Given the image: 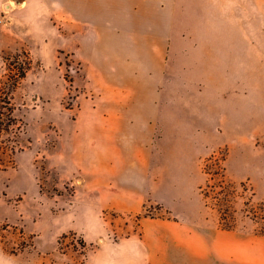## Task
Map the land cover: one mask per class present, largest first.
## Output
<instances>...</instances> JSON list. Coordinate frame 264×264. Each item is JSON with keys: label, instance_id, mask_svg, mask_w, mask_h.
<instances>
[{"label": "rangeland", "instance_id": "obj_1", "mask_svg": "<svg viewBox=\"0 0 264 264\" xmlns=\"http://www.w3.org/2000/svg\"><path fill=\"white\" fill-rule=\"evenodd\" d=\"M248 3V10L237 11L223 0L221 12L207 9L195 12L191 21H181L177 38L183 36L187 42L175 44L171 54L178 70L174 79L180 81L182 69H190L186 80L201 85V60L191 53L198 50L202 36L211 40L214 35L221 36L217 45L222 51L223 81H244L245 74L238 69L236 75L234 70L245 67L247 61V80L253 89L252 127L248 138L238 139L237 144L228 138L222 143L214 109L218 101L206 99L205 155L199 161L198 182L190 186L186 199L187 219L194 229L206 234L220 227L238 233H264V0ZM21 8L15 0H8L0 10V82L6 72L5 57L26 51L32 60L31 69L10 97L13 116L21 126L13 153L1 155L0 141V264H168L165 241L157 237V227L143 225V221L171 220L173 214L150 200L138 213L122 212L112 199L118 198V193H130L126 183L142 173L145 159L161 162L163 170L159 171L168 175L179 156H149L147 147L123 142L127 167L107 185L100 178L103 173L96 164L93 140L60 137L62 131H70L71 119L78 117L74 111L80 96L75 84L80 63L70 53L68 11L63 9L54 16V12L36 10L30 22L15 15L11 23V15ZM45 14L60 33L48 24ZM235 35L252 38L242 45L248 47L247 60L234 55L237 43L229 42V36ZM208 45L212 51L213 42ZM161 63L164 60H156V69ZM208 70L213 73L212 66ZM142 81L149 80L143 76ZM163 117L155 134L166 137L157 147L181 148L185 142L170 138ZM83 123L78 122V130L92 129L91 123ZM4 137L14 140L13 134ZM137 152L142 162L135 161ZM213 155L216 160L208 161ZM180 161L190 163L187 158ZM221 167L225 168L224 177L221 170L218 174ZM165 195L156 186L154 197Z\"/></svg>", "mask_w": 264, "mask_h": 264}, {"label": "crops", "instance_id": "obj_2", "mask_svg": "<svg viewBox=\"0 0 264 264\" xmlns=\"http://www.w3.org/2000/svg\"><path fill=\"white\" fill-rule=\"evenodd\" d=\"M15 1L22 8L11 15V23L15 15L26 17L30 22L36 10L54 12V16L63 9L68 11L70 53L80 63L75 81L80 96L74 111L78 117L71 119L70 131H62L60 137L93 140L96 164L103 173L100 178L107 185L117 180L115 175L127 167L123 142H137L138 147L145 150L147 147L149 156L153 153L179 156L168 175L159 171L163 170L161 162L151 157L145 159L142 173L126 183L130 193H118V198L112 199L122 212L138 213L150 200L173 214L171 220L143 221V225L156 226L157 237L165 241L166 263L264 264V234L238 233L223 227L206 234L194 229L187 219L189 203L186 199L192 191L190 186L198 182L199 161L205 155L206 99L213 97L218 101L214 109L221 126L218 132L224 139L222 143L227 138L235 144L238 139H247L253 123V89L247 80V61L245 67L234 70L236 75L238 69L245 74L244 81L239 82L237 78L235 84L223 81L222 51L217 45L222 42L221 36L214 35L213 40L202 36L198 50L191 53V56L196 53L201 60V85L186 80L190 69H182L184 76L180 81L174 79L178 70L171 54L175 44L187 42L183 36L177 38V25L191 21L195 12L207 9L221 12L223 0ZM228 1L229 9H249L248 0ZM7 2L0 0V10ZM250 4L252 6V1ZM43 17L51 24L49 14ZM56 26L52 22L51 27L60 33ZM229 37V42L237 43L234 55L247 60L248 47L242 45L252 38ZM211 42L212 51L208 45ZM157 59L164 60L159 70L156 69ZM151 64L154 68H150ZM211 66L212 74L207 71ZM143 76L149 81L143 82ZM163 114L170 138L185 142L181 148L157 147L166 137L163 133L160 137L155 134L159 124H163ZM79 121L91 123L92 129L78 130ZM139 156L137 152L135 161L142 162ZM180 158L190 159V163ZM156 186L166 194L164 197H154Z\"/></svg>", "mask_w": 264, "mask_h": 264}, {"label": "trees", "instance_id": "obj_3", "mask_svg": "<svg viewBox=\"0 0 264 264\" xmlns=\"http://www.w3.org/2000/svg\"><path fill=\"white\" fill-rule=\"evenodd\" d=\"M5 65V75L2 82H0V141H1V155L5 156L8 152L13 153L15 150L17 133L21 131V126L17 119L13 116V107L10 101L11 94L26 77L27 72L31 69L32 60L28 52L21 51L12 56H7L3 59ZM14 135V140L5 135ZM216 160V157L211 156L208 161ZM224 161V160H223ZM1 164V163H0ZM224 177L225 168L221 167L218 174ZM203 196L208 198L207 193ZM264 207V206H263ZM230 229L228 227H223ZM264 234V233H262Z\"/></svg>", "mask_w": 264, "mask_h": 264}, {"label": "built area", "instance_id": "obj_4", "mask_svg": "<svg viewBox=\"0 0 264 264\" xmlns=\"http://www.w3.org/2000/svg\"><path fill=\"white\" fill-rule=\"evenodd\" d=\"M8 9H10V7L8 6Z\"/></svg>", "mask_w": 264, "mask_h": 264}]
</instances>
